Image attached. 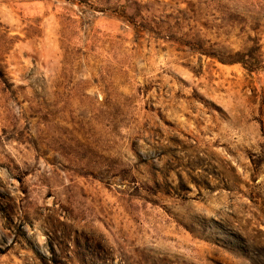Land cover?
I'll return each instance as SVG.
<instances>
[{
    "label": "rangeland",
    "instance_id": "374dc122",
    "mask_svg": "<svg viewBox=\"0 0 264 264\" xmlns=\"http://www.w3.org/2000/svg\"><path fill=\"white\" fill-rule=\"evenodd\" d=\"M0 264H264V0H0Z\"/></svg>",
    "mask_w": 264,
    "mask_h": 264
}]
</instances>
